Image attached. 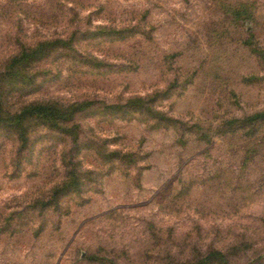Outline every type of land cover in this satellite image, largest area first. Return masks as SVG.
Segmentation results:
<instances>
[{
    "label": "rangeland",
    "instance_id": "1",
    "mask_svg": "<svg viewBox=\"0 0 264 264\" xmlns=\"http://www.w3.org/2000/svg\"><path fill=\"white\" fill-rule=\"evenodd\" d=\"M0 101V264H264V0H0Z\"/></svg>",
    "mask_w": 264,
    "mask_h": 264
},
{
    "label": "trees",
    "instance_id": "2",
    "mask_svg": "<svg viewBox=\"0 0 264 264\" xmlns=\"http://www.w3.org/2000/svg\"><path fill=\"white\" fill-rule=\"evenodd\" d=\"M0 110H1V101H0ZM56 110L49 105L44 104H32L29 107L24 108L19 114L8 118V120H4L5 123H9L14 125L19 123L23 125L26 121H28L32 117H40L45 120L50 119L51 122L54 121L56 116Z\"/></svg>",
    "mask_w": 264,
    "mask_h": 264
}]
</instances>
